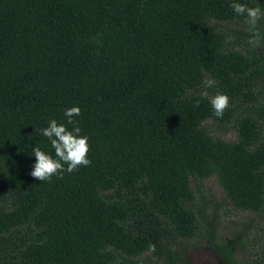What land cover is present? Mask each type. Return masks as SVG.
Returning <instances> with one entry per match:
<instances>
[{
	"label": "trees",
	"instance_id": "16d2710c",
	"mask_svg": "<svg viewBox=\"0 0 264 264\" xmlns=\"http://www.w3.org/2000/svg\"><path fill=\"white\" fill-rule=\"evenodd\" d=\"M245 28L229 0H0V264H189L195 240L264 264V43ZM72 105L91 164L40 181L38 130ZM211 177L251 242L219 232Z\"/></svg>",
	"mask_w": 264,
	"mask_h": 264
},
{
	"label": "clouds",
	"instance_id": "9594fccd",
	"mask_svg": "<svg viewBox=\"0 0 264 264\" xmlns=\"http://www.w3.org/2000/svg\"><path fill=\"white\" fill-rule=\"evenodd\" d=\"M229 7L237 17L243 19L246 25L245 31L249 34L247 45L255 49L264 43V31L261 29V21H264V7L259 0H254V6H250L245 0H229ZM205 91L201 92L202 97H207L213 110V115L222 117L224 110L229 106V96L217 89L214 95L208 96V88H214L217 81L208 78L202 81ZM199 104V101H196ZM81 113L79 105H72L63 110L66 122H58L56 119L46 121V126L38 131L50 142L52 152L46 151L36 145L32 148V156L35 157L30 175L40 181L50 180L53 175L62 176L65 172L71 173L79 166H88L91 160L88 158L89 137L81 134V128L75 117ZM71 125V127H69ZM150 251H155V245H149Z\"/></svg>",
	"mask_w": 264,
	"mask_h": 264
},
{
	"label": "rangeland",
	"instance_id": "374dc122",
	"mask_svg": "<svg viewBox=\"0 0 264 264\" xmlns=\"http://www.w3.org/2000/svg\"><path fill=\"white\" fill-rule=\"evenodd\" d=\"M239 47L240 45L237 46V48ZM262 83L264 86V81H262ZM216 124L217 123L212 127L213 131L216 133L223 132ZM224 137L232 140L235 139L236 134L234 127L226 131ZM202 188L205 191L204 194L206 198L204 197V201L207 203L208 210L211 214L210 217L214 222H217L216 226L219 228V232H221L224 239H226L228 243H231L235 249L240 243L239 240L247 241L249 239L251 242L257 230L254 227L250 228V224L248 223L249 219L254 214L246 210L235 209L231 204H228L226 194L215 177L207 179ZM262 222L264 223V221ZM250 223H254V221ZM258 236V242L264 240V231H259ZM186 253L189 264H223L219 254H216L206 241L197 242V240H195L194 245L188 248ZM237 257L240 258L241 255L238 254Z\"/></svg>",
	"mask_w": 264,
	"mask_h": 264
}]
</instances>
